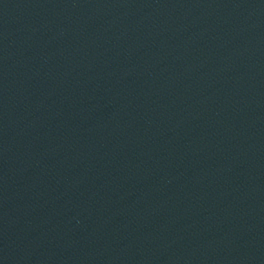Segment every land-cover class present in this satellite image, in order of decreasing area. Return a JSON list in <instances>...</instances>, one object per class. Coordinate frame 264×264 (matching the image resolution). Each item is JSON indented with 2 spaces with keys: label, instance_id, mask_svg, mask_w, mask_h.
<instances>
[{
  "label": "water",
  "instance_id": "1",
  "mask_svg": "<svg viewBox=\"0 0 264 264\" xmlns=\"http://www.w3.org/2000/svg\"><path fill=\"white\" fill-rule=\"evenodd\" d=\"M0 264H264V0H0Z\"/></svg>",
  "mask_w": 264,
  "mask_h": 264
}]
</instances>
